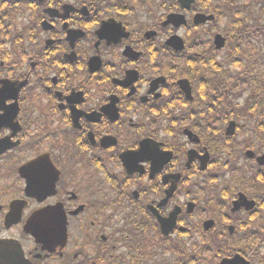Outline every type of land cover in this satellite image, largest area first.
Segmentation results:
<instances>
[{
    "label": "flooded vegetation",
    "instance_id": "af4514ba",
    "mask_svg": "<svg viewBox=\"0 0 264 264\" xmlns=\"http://www.w3.org/2000/svg\"><path fill=\"white\" fill-rule=\"evenodd\" d=\"M235 3L0 0L8 257L217 264L230 251L264 264V166L256 162L264 146L246 158L238 148L251 132L238 129L219 147L218 87L234 68ZM196 16L208 19L195 24ZM245 120L223 124L221 138Z\"/></svg>",
    "mask_w": 264,
    "mask_h": 264
},
{
    "label": "trees",
    "instance_id": "16d2710c",
    "mask_svg": "<svg viewBox=\"0 0 264 264\" xmlns=\"http://www.w3.org/2000/svg\"><path fill=\"white\" fill-rule=\"evenodd\" d=\"M249 0H245L248 2ZM264 4V0H256ZM252 2V1H250ZM246 8V7H245ZM242 9V8H241ZM258 15L251 8L243 9L240 14L234 15V40L231 58L234 65L241 71L227 73V80H220L218 87V116H219V146L224 143L221 126L230 119L249 117L251 131L246 145L253 146L254 140L262 142L264 135V52L257 45H264L263 16ZM250 18V19H249ZM223 98V99H222ZM254 137V138H253Z\"/></svg>",
    "mask_w": 264,
    "mask_h": 264
},
{
    "label": "water",
    "instance_id": "95a60500",
    "mask_svg": "<svg viewBox=\"0 0 264 264\" xmlns=\"http://www.w3.org/2000/svg\"><path fill=\"white\" fill-rule=\"evenodd\" d=\"M197 18H198L197 23L204 21L203 17L199 16ZM170 20H178L179 21L178 18H174V17L170 18ZM178 23H180V22H178ZM223 45H224V39H222L220 36H216V38H215L216 49L222 48ZM233 126L234 125L230 124V126L227 128V132H226L227 135L233 134V132H234ZM248 156L252 157L253 155H252V153H248ZM257 161L260 165H264V155L259 157L257 159ZM236 207H237V202L234 205V208H236ZM175 217H176L175 215L171 216V226L168 227L167 230L164 231V233H167L168 231H170L172 229L174 222H175ZM211 225H212L211 222H206L204 227H205V229H207V228L211 227ZM9 250H10V247L8 244L0 243V264H17L14 259L8 257ZM19 262H20V264H22L21 260ZM221 264H248V263L243 258L236 255L231 259L222 260Z\"/></svg>",
    "mask_w": 264,
    "mask_h": 264
},
{
    "label": "rangeland",
    "instance_id": "374dc122",
    "mask_svg": "<svg viewBox=\"0 0 264 264\" xmlns=\"http://www.w3.org/2000/svg\"><path fill=\"white\" fill-rule=\"evenodd\" d=\"M245 232H246V231H245ZM243 233H244V232L241 231L239 236L241 237V235H242ZM242 248H243V247H242ZM258 253L260 254V252H258Z\"/></svg>",
    "mask_w": 264,
    "mask_h": 264
}]
</instances>
